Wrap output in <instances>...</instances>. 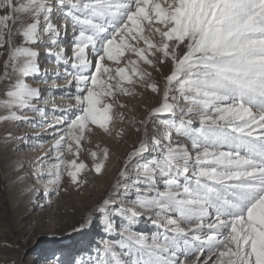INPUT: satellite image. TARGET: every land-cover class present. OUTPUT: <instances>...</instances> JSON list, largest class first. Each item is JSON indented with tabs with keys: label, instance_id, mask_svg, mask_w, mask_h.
<instances>
[{
	"label": "snow or ice",
	"instance_id": "6c2138e0",
	"mask_svg": "<svg viewBox=\"0 0 264 264\" xmlns=\"http://www.w3.org/2000/svg\"><path fill=\"white\" fill-rule=\"evenodd\" d=\"M41 44L75 88L50 121L38 107L50 100L27 82L41 72ZM5 56L0 122L37 113L54 141L31 171L16 163L29 200L41 182L59 195L64 172L86 183L79 154L95 128L111 134L127 119L140 135L95 209L119 239L103 240L93 264H264V0H0ZM138 89L158 103L140 119L115 111ZM89 154L102 174L109 149ZM143 219L157 231H139Z\"/></svg>",
	"mask_w": 264,
	"mask_h": 264
},
{
	"label": "rangeland",
	"instance_id": "374dc122",
	"mask_svg": "<svg viewBox=\"0 0 264 264\" xmlns=\"http://www.w3.org/2000/svg\"><path fill=\"white\" fill-rule=\"evenodd\" d=\"M68 37L69 40H67ZM62 41L66 42L64 45L65 48H70L72 43L71 32H69L67 36H63ZM17 43H21L20 38L17 39ZM35 47L40 53L38 62L41 72L35 77L27 78V82L34 87H42L45 83V81L42 83L43 78L48 75L50 77L49 83L53 82V84H59L61 86L60 88L54 87L56 90L52 93L53 97H50V91L49 93H46V89L44 91L43 89H40L42 95L44 93V99H49L51 101L50 107H46L51 109V111H47L46 113L49 112L51 114L47 116V119L52 120L54 115H60L58 111H54L58 100V104L62 102V106L67 105L70 102L67 99V95L69 92L74 93L75 88L73 87L68 89L65 86L66 82L63 78H57L55 76L56 71L63 72L64 69L63 67H57L54 56L49 55L46 57L45 51L42 54V51L44 50L42 48L46 47L45 44L37 45ZM70 55L71 53L69 52V56ZM4 59H6V56L0 57V75H3L4 72ZM46 70L47 75L45 74ZM69 71H72L70 66ZM40 83L41 85H39ZM49 87H51V85ZM137 91H143V95L135 97H121V103L127 104L128 107L125 109H115V111L124 112L126 118L135 116L137 119H140L146 114L147 108L155 106L158 103L159 97H156L145 90L138 89ZM53 99L54 103L52 102ZM40 108L44 110L43 107ZM3 113L4 110L0 109V114ZM27 115L32 118L30 123L23 121L0 122V197H4V199L8 200L11 199L13 204L11 206L7 205V201L3 204V207H7L9 216L3 224H0V245L6 242L11 245L12 242L14 245L13 253L15 252V255L17 256H20L21 254V259H23L26 264L36 262L38 259L37 257L42 259L39 264H93L97 255V249L102 248L103 240L119 239V236L115 234L111 237L106 234L103 228L101 216L99 213L95 212V209L100 201H102V199L105 198L107 193L110 191L119 171L123 167L127 155L134 146L138 145L140 135L131 129L127 119L121 123L118 118H114L113 122L109 125L111 134H106L103 130L95 128L94 133L90 137V142L89 139L83 141V150L79 154V160L84 161L88 167L80 173V180L86 181V183L82 182L79 186L73 185L70 182V178L67 176V173L64 172L60 185V194L56 195L54 193L52 195L53 198L60 200L66 207H69L70 210H74L78 205L85 207V211H83L82 217L79 219L77 230L75 232H71L69 231L66 221L61 220L60 213H52L53 215L51 216L50 214V217L48 218L43 214V216L41 214L38 215L39 211L29 208L28 206L23 209L22 204L24 203L26 196L22 195V185L16 183L15 181L7 182V180H4V173L6 171H14V168L16 167L17 161L12 157H18V151L13 148L12 145L19 140V136H22L25 140V144H27L26 147H20L19 149H23V152H27V155H29V153L31 154L33 151L31 150L29 152L28 148L36 146L37 152L35 151L33 158L37 155V153L42 156L49 150L54 142L52 135L46 131V122L38 120L41 116L39 115L38 117L37 113L31 111H28ZM154 127L155 125L149 126L150 134L152 133V129ZM121 128L125 131L123 135H118ZM9 133H11V136L8 135ZM24 136H26V138ZM35 138L38 141L35 142ZM41 144L43 147H41ZM105 147L109 149V157L106 161L103 173L96 175L94 171L91 170L93 160L89 152L97 151L99 153ZM64 155L65 158L69 160L74 158L72 154L66 151ZM148 155L151 156L154 154L150 153ZM55 156L56 154L53 152L51 154L50 162L44 169L45 172L49 171L52 168V165L56 162ZM6 158H9V160L11 158L12 163H5L4 160ZM30 162L31 161H29V164ZM12 178H14V174L12 175ZM47 185L49 186L47 189H51L52 185L46 184V182H41L40 185H36V187L38 190L44 192ZM63 189L67 190L65 191ZM34 204H30V206L34 207ZM31 219L38 222V224L35 225V223H31V226L34 225L33 227H35V229H33L34 231L32 235L25 236L28 240L22 242V239L19 236V231H21L20 228L23 230L24 227L22 226L28 223ZM86 220H90V223H85ZM116 220L117 223H119L120 217H116ZM39 227H42V229L37 232ZM138 230L147 235H151L157 231V229L147 219L141 220L138 225ZM9 232L11 236L17 239V241H14L11 237V242L7 239L6 235L7 233L9 234ZM84 246L86 249H83ZM51 250L53 252H51Z\"/></svg>",
	"mask_w": 264,
	"mask_h": 264
},
{
	"label": "bare ground",
	"instance_id": "6f19581e",
	"mask_svg": "<svg viewBox=\"0 0 264 264\" xmlns=\"http://www.w3.org/2000/svg\"><path fill=\"white\" fill-rule=\"evenodd\" d=\"M67 40H69V37L67 38ZM62 43H63V46L66 44V42H64V41H62ZM42 49H44L42 51V54L45 51V56L46 57L49 56L48 51H47V48L46 47H43ZM49 65H50V63H49ZM50 67H51V65H50ZM48 73H49V71H48ZM45 74L47 75V70L45 71ZM49 80H50V77L48 75L45 76L43 78V81H42V83L45 81L44 86H42V87L41 86L40 87L38 86V88L39 89H43V91L46 89L45 90V91H47L46 93H49V91H50V94H52L53 91H55L56 89H54V87H53V82H50L49 83ZM39 85H41V83ZM50 85H51V87H49ZM43 95H44V93H43ZM51 96L53 97V94ZM58 102H59V100H58ZM58 102L56 103V105L58 104ZM61 103H59V104L61 105ZM50 104H51V101L48 104H44L42 102V103H39L38 104V107H43L44 108V111L47 112V111H51V109L46 108V107H50ZM53 105H55V104H53ZM48 115H51V114L48 112L47 113V116ZM38 117H39V114H38ZM38 120H40L41 122H46L45 119H43L42 117L41 118H38ZM21 137L22 136H19L18 137L19 140H17L16 143L14 145H12L13 148H15L18 151V157H15L14 156L12 158L14 160H16L17 162H23L24 165H25V171H31L32 169L29 166L30 165L29 164V161L32 162V161L35 160V158L37 156H41V155L37 153V155L33 158V155L35 154V151L37 152L36 146H33V147L28 148V151L29 152L31 150H33L31 154L29 153V155H27V152L24 153L23 152V149H19L20 147L23 148V147H26L27 146V144H25V142H24L25 141L24 138L22 140H20ZM24 137L26 138V136H24ZM35 137H38V136H35ZM36 141H38V140L36 139L35 142ZM18 160H20V161H18ZM4 161H5V163H7V162H11L12 163L11 158H10V160H9V158L8 159L6 158ZM13 174H14V178H12V175ZM17 175H19V173H14V171H12V172L6 171L4 173V180H7V182L15 181L17 183V180H16ZM36 185H40V183H38ZM47 187H49V186L47 185L45 188H47ZM45 190L46 189H44V191ZM48 190H50V189H48ZM39 192L41 194L38 195V196H36V197H34L32 200H29L28 197L26 196L25 197V200H24V203L22 204V208L24 209V207L26 208L28 206L29 208H33L34 210L39 211L38 212V215L39 214H41V215L43 214L44 216H46L48 218L50 217V214L52 216L54 213H60L61 214V220L62 221L63 220L66 221V223L68 224L69 231L75 232L77 230V228H78V225H79V219H81L82 213H83V211H85V207L82 206V205H78V206H76V208L74 210H70L69 207H66L60 200L53 198L52 195L54 193L50 192V194L48 196H45V195H43V192L41 190H39ZM6 201L8 202L7 205H10V206L13 205L11 199L8 200V199H4V197H0V224H3V222L9 216L8 211H7L8 210L7 207L6 206L3 207V204ZM30 204H34V207L30 206ZM31 223H35V225L38 224V222H36L35 220L31 219V220H29L28 223H26V224H24L22 226V227H24L23 230H22V228H20L21 231H19V236L22 239V242H25L26 240H28V238H25V236L32 235V233L34 231L33 229H35V227H33L34 225L31 226L32 225ZM42 227H44V226H42ZM42 227H39L37 232H39L42 229ZM6 237H7L8 240H10V242H11L10 237L14 241H17L16 238H14L13 236H11L10 232H9V234L7 233ZM83 249H86V247L84 246ZM13 251H14V245H13L12 242H11V245L8 244V242L1 244L0 245V264H26L25 261L23 259H21V254H20V256H17V255H15V252L13 253ZM51 252H53V251L51 250ZM37 258H38L37 261L34 262V263H31V264H39L42 261V259L40 257H37Z\"/></svg>",
	"mask_w": 264,
	"mask_h": 264
}]
</instances>
